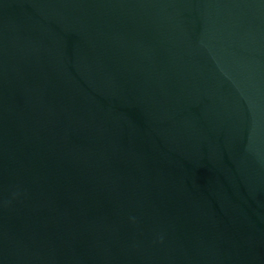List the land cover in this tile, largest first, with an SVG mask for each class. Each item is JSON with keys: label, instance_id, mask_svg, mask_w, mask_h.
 I'll return each instance as SVG.
<instances>
[{"label": "water", "instance_id": "water-1", "mask_svg": "<svg viewBox=\"0 0 264 264\" xmlns=\"http://www.w3.org/2000/svg\"><path fill=\"white\" fill-rule=\"evenodd\" d=\"M0 264H264V0H0Z\"/></svg>", "mask_w": 264, "mask_h": 264}]
</instances>
